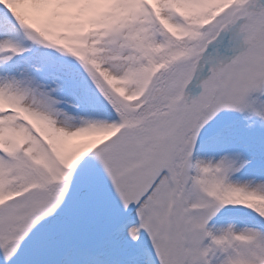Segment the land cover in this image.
I'll use <instances>...</instances> for the list:
<instances>
[{
	"label": "snow or ice",
	"instance_id": "snow-or-ice-1",
	"mask_svg": "<svg viewBox=\"0 0 264 264\" xmlns=\"http://www.w3.org/2000/svg\"><path fill=\"white\" fill-rule=\"evenodd\" d=\"M0 264H264V0H0Z\"/></svg>",
	"mask_w": 264,
	"mask_h": 264
}]
</instances>
